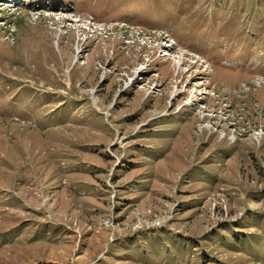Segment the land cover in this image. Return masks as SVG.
<instances>
[{"label": "rangeland", "instance_id": "rangeland-1", "mask_svg": "<svg viewBox=\"0 0 264 264\" xmlns=\"http://www.w3.org/2000/svg\"><path fill=\"white\" fill-rule=\"evenodd\" d=\"M259 75L264 0H0V264H264Z\"/></svg>", "mask_w": 264, "mask_h": 264}, {"label": "built area", "instance_id": "built-area-1", "mask_svg": "<svg viewBox=\"0 0 264 264\" xmlns=\"http://www.w3.org/2000/svg\"><path fill=\"white\" fill-rule=\"evenodd\" d=\"M86 20L89 23L91 21V22H93L94 24H97V25H99V24H102L103 25L104 24V22L98 21L97 19H95L93 16H90V15H88V18ZM111 23L113 24V23H116V22H111ZM122 26H124L125 29H127L129 31H131V30L138 31V32H140L139 33L140 35H144V34L147 33L148 34V37L146 36V40H150L149 37H150L151 33H154V34H157V35H161L162 38H163V40L165 41L164 43L166 44V46L164 48L170 49L172 47L173 41L169 38V36L167 35V33H165L164 31H160V30H149V31H146L145 29H143L140 26L130 25V24H127V23H123ZM143 37H145V36H143ZM142 39H144V38H142ZM259 78L261 80H264V77H259ZM255 135H256V138H257V135L258 134H255Z\"/></svg>", "mask_w": 264, "mask_h": 264}]
</instances>
